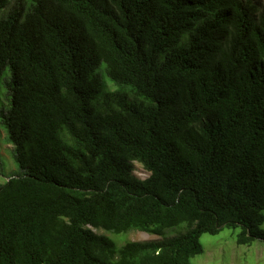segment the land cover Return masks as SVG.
<instances>
[{"label": "trees", "instance_id": "16d2710c", "mask_svg": "<svg viewBox=\"0 0 264 264\" xmlns=\"http://www.w3.org/2000/svg\"><path fill=\"white\" fill-rule=\"evenodd\" d=\"M11 3L0 119L21 173L0 183V264H191L225 226L264 240V7ZM93 228L162 237L116 246Z\"/></svg>", "mask_w": 264, "mask_h": 264}, {"label": "rangeland", "instance_id": "374dc122", "mask_svg": "<svg viewBox=\"0 0 264 264\" xmlns=\"http://www.w3.org/2000/svg\"><path fill=\"white\" fill-rule=\"evenodd\" d=\"M19 2L25 3L28 0H18ZM256 2L260 9L264 7V0H253ZM15 0H12L14 4ZM10 8L7 7L5 10L8 11ZM0 12V16L5 12ZM105 63L101 64L98 72L105 83V90L108 92H116L120 89L118 86L109 78L105 71ZM9 71L6 70L3 76L0 78V109L7 108L9 105L8 89L6 87V79H8ZM122 92L126 93L129 98H132L129 90L122 89ZM100 109H104L107 105L104 97H100L98 101ZM13 144L8 141L7 132L0 119V183L5 182L12 176H16L21 173L20 167L14 159L13 155ZM133 173L140 177L146 178L150 172L147 171L143 164L134 161ZM185 225L170 228L166 230L167 236L175 235L179 232L184 231ZM264 229V222L262 224ZM240 226L229 227L225 226L217 234L204 233L201 236V243L204 247V252L194 256L191 259V264H264V240L255 239L250 244H238L237 235L240 232ZM93 230L102 235L110 237L116 244L120 246L127 241H144V240H157L162 236L141 231L138 229H131L125 232L115 233L102 228H93Z\"/></svg>", "mask_w": 264, "mask_h": 264}]
</instances>
